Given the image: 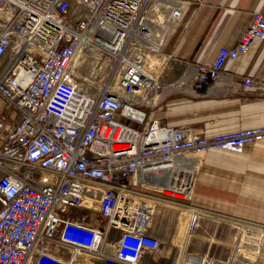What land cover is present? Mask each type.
Returning a JSON list of instances; mask_svg holds the SVG:
<instances>
[{
  "label": "built area",
  "instance_id": "1",
  "mask_svg": "<svg viewBox=\"0 0 264 264\" xmlns=\"http://www.w3.org/2000/svg\"><path fill=\"white\" fill-rule=\"evenodd\" d=\"M200 2L0 0V264H145L164 244L153 223L159 195L189 200L199 155L264 139V124L204 135L154 115L160 93L204 94L227 61L264 39V12L252 11L231 46L159 81L170 24ZM202 214L189 211L169 240L173 264H264V222L251 219L215 216L237 240L220 255L190 251Z\"/></svg>",
  "mask_w": 264,
  "mask_h": 264
},
{
  "label": "crops",
  "instance_id": "2",
  "mask_svg": "<svg viewBox=\"0 0 264 264\" xmlns=\"http://www.w3.org/2000/svg\"><path fill=\"white\" fill-rule=\"evenodd\" d=\"M252 11L264 12V0H202L189 7L183 18L171 26L164 49L162 80L177 77L187 62L209 61L219 47L231 46ZM242 76L253 77V86L241 87ZM262 91L264 39H254L246 53L225 63L213 88H207L202 95L162 92L158 95L160 107L154 108V115L163 117L168 125L190 126L204 135L260 125L264 124V98L258 94ZM184 205L189 211L222 212L264 222V139L255 142L250 157L225 149L205 152L199 157L192 196ZM207 227L217 231L214 238L211 235L213 239L206 235ZM155 233L159 236L156 230ZM237 237L232 226L200 217L197 229L189 238L188 249L220 255L223 252L218 246L228 248ZM201 243H206L204 250L199 249ZM174 257L169 245L164 244L159 250L142 255L145 264H173Z\"/></svg>",
  "mask_w": 264,
  "mask_h": 264
},
{
  "label": "rangeland",
  "instance_id": "3",
  "mask_svg": "<svg viewBox=\"0 0 264 264\" xmlns=\"http://www.w3.org/2000/svg\"><path fill=\"white\" fill-rule=\"evenodd\" d=\"M195 6V5H193ZM71 15L72 18L75 19V10L74 8L71 7ZM173 25V23L170 24V26ZM165 54V51H163ZM151 60L154 62V58H151ZM165 62V61H164ZM147 68V66L145 65V69ZM90 69L89 65H83L80 68L81 72H86ZM97 70L96 76L98 77L101 73H102V68H98V66L95 68ZM183 70L181 71V73L179 75H177V77H174V79L172 80H176L181 74H182ZM95 73H93V75H95ZM164 73L162 72V70L159 73L158 79L159 81H164L162 80V75ZM170 80H166V81H172ZM174 92H182V90L180 91L177 87L174 88ZM184 94V93H183ZM1 107V106H0ZM146 110L151 111V108H146ZM127 122L129 123V121L127 120ZM131 123V122H130ZM135 126H138V124H134ZM212 135V134H211ZM255 144V143H254ZM253 145L249 146L244 152H242V154L246 155L247 157H250V155L252 154V149H253ZM202 155H199V157H202ZM161 197V199H159V204H157L156 206V211L154 214V218H153V223H154V228L155 230L158 232L159 236L161 237L160 239H162L165 247H168V239L172 238V237H178L180 235H182L185 231V227H186V223L188 220V214H187V207L186 205H184V203H188V200H178V199H174V198H168L166 196L163 195H159ZM183 212V214H182ZM201 212H203V214L201 215V217H207V218H212L214 219L215 216H221L222 218L228 219L230 217H237V216H233L230 214H226V213H222V212H215V211H203L201 210ZM86 213L88 216V220L92 223V224H102L103 220L98 217V215L96 214V212L94 210H84V209H78L75 210V215H82ZM239 219H247V218H242V217H237ZM220 223H223L220 220ZM224 224H227L224 222ZM222 225V224H221ZM206 230V235L208 236L209 239H213L215 236L213 235V233L217 234V231L214 232V228L213 227H207L205 228ZM211 235L213 236V238L211 237ZM211 243H214L213 241ZM205 244L206 243H201L200 244V248L201 250H204L205 248ZM213 245V244H212ZM214 246V245H213ZM218 248L221 249L222 252L226 251L227 246H218ZM84 256H80L79 258L83 259ZM89 259V258H88ZM92 260V264H98V261L95 259H91Z\"/></svg>",
  "mask_w": 264,
  "mask_h": 264
},
{
  "label": "bare ground",
  "instance_id": "4",
  "mask_svg": "<svg viewBox=\"0 0 264 264\" xmlns=\"http://www.w3.org/2000/svg\"><path fill=\"white\" fill-rule=\"evenodd\" d=\"M149 64H150V65H153V64H154V65H159V61H158L157 59L154 58V62H153V61L150 59V60H149ZM149 64L147 63L146 66H149ZM146 69H147V68H146Z\"/></svg>",
  "mask_w": 264,
  "mask_h": 264
}]
</instances>
